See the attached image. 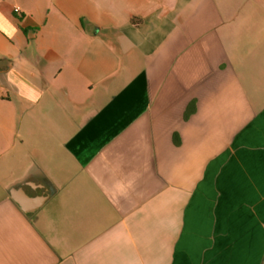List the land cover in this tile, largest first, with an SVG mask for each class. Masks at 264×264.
<instances>
[{
    "label": "crops",
    "instance_id": "crops-1",
    "mask_svg": "<svg viewBox=\"0 0 264 264\" xmlns=\"http://www.w3.org/2000/svg\"><path fill=\"white\" fill-rule=\"evenodd\" d=\"M0 264H264V0H0Z\"/></svg>",
    "mask_w": 264,
    "mask_h": 264
},
{
    "label": "built area",
    "instance_id": "built-area-1",
    "mask_svg": "<svg viewBox=\"0 0 264 264\" xmlns=\"http://www.w3.org/2000/svg\"><path fill=\"white\" fill-rule=\"evenodd\" d=\"M16 11H18V10H16Z\"/></svg>",
    "mask_w": 264,
    "mask_h": 264
}]
</instances>
